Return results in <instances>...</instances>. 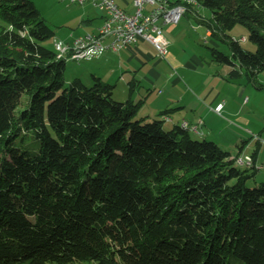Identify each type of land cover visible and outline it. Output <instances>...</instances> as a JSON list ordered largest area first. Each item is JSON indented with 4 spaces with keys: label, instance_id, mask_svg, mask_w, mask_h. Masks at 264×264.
<instances>
[{
    "label": "trees",
    "instance_id": "1",
    "mask_svg": "<svg viewBox=\"0 0 264 264\" xmlns=\"http://www.w3.org/2000/svg\"><path fill=\"white\" fill-rule=\"evenodd\" d=\"M196 1L230 46L211 47L214 60L254 79L264 0ZM237 24L255 51L227 36ZM55 36L34 0H0V264H264L257 169L166 125L172 109L138 118L144 99H116L96 74L67 83V58L45 44Z\"/></svg>",
    "mask_w": 264,
    "mask_h": 264
},
{
    "label": "rangeland",
    "instance_id": "2",
    "mask_svg": "<svg viewBox=\"0 0 264 264\" xmlns=\"http://www.w3.org/2000/svg\"><path fill=\"white\" fill-rule=\"evenodd\" d=\"M34 1L48 24L56 30V41L62 40L63 46H67V51L73 53L77 50L76 44L73 45L76 38L97 32L94 31V27L97 26L98 19H101L103 11L92 0L84 3L68 0ZM88 2L93 5L90 6ZM133 10L132 5L131 11ZM202 13L209 18L212 17V12L207 8H203ZM169 35L171 37L168 48L170 55L174 53L178 58L177 73L173 72V66L166 60H163L162 65L155 67L161 75L157 77L149 70L150 65L153 64L152 61H147L145 66H142L132 58L130 53L127 60L125 55H121L122 58L117 52L116 60L112 61L110 57H107V53L95 52V55L92 53L93 56L88 55V58L80 60L67 58L65 70L67 83L74 77L80 76L87 84H91L92 74L100 75L104 81L111 83V64L117 66L123 62L127 79H119L116 90L114 89V96L118 100L126 101L131 92L128 80L131 78L132 71H129V68L136 72L137 78L149 72L147 78L154 79V85L142 78L140 86L132 93L135 100L144 99L138 118L146 120L160 118L162 117L160 110L165 108L172 109L166 114L172 116L180 114L181 117H190L193 121H195V115L201 116L196 119L197 122H201L197 133L205 132L206 135L199 136L191 132L192 136L213 139L230 152H235L237 144L246 140L243 147L244 154L253 155L256 152L258 155L259 153L260 162L264 164V70L260 71L254 79L245 72L239 77H231L229 75L231 66L214 60L211 53V47H215L224 53L231 54L228 42L211 37L207 26L195 22L191 14L183 15ZM227 36L239 40L243 48L247 50L257 49L256 43L249 39L248 29L242 24H237L228 30ZM243 36L246 37L245 40L242 39ZM55 38L45 41V44L54 49ZM145 48L155 51L150 44H146ZM117 71L120 73L122 69L118 68ZM170 72L180 77L181 81L174 83L176 78L167 80L172 77ZM179 98L183 99L186 106L176 109ZM219 102H222L223 106L219 105L221 109L217 112L216 107ZM188 125L190 131H194L189 123ZM262 182H264V165L262 170H257L255 176L249 179L248 185L254 186ZM77 264L94 263L83 261Z\"/></svg>",
    "mask_w": 264,
    "mask_h": 264
},
{
    "label": "built area",
    "instance_id": "3",
    "mask_svg": "<svg viewBox=\"0 0 264 264\" xmlns=\"http://www.w3.org/2000/svg\"><path fill=\"white\" fill-rule=\"evenodd\" d=\"M68 1L84 3L88 0ZM92 1L104 12L103 24L97 32L76 38L73 45L76 44L77 50L73 53L67 51V46H63L62 40H57L55 45L59 57L80 60L95 52L102 53L109 48L117 50L144 40L155 47L160 57L165 58L168 53V41L164 26L178 23L191 4L182 0L175 3L173 0H133L134 11L128 12L115 0ZM220 109L221 106H218L217 112ZM194 126L199 128L198 125ZM232 158L236 162H253L256 168L255 160L251 155L241 153L232 155Z\"/></svg>",
    "mask_w": 264,
    "mask_h": 264
},
{
    "label": "crops",
    "instance_id": "4",
    "mask_svg": "<svg viewBox=\"0 0 264 264\" xmlns=\"http://www.w3.org/2000/svg\"><path fill=\"white\" fill-rule=\"evenodd\" d=\"M88 1H90V0H88ZM115 1L118 3V5L120 7H122L126 11H128V12H133L134 11V10L131 11V7L133 5V0H115ZM88 3H89L90 6L93 5L91 2H88ZM93 3H94V1H93ZM192 8H193L192 10L188 11L190 13H185V14H188V15L191 14L192 15V18L194 19L195 22H197L199 24H203L200 21L196 20L195 17H199V16H201L203 18H206V19H210L208 16H206V15H204L202 13V9L203 8L198 7L196 5L194 7H192ZM101 13H102L101 19H98L99 22L97 23V26L94 27V31H98L99 27L104 22V19H105L104 18V12H101ZM175 26H176V24H167V25L164 26L165 27V29H164L165 32L164 33H165V37H166V39L168 41V48H169V46L171 44V40H170L171 37H170L169 34L174 30ZM208 34L211 36L210 30H208ZM244 37L245 36H243V38ZM245 39H246V37H245ZM107 41H109V39H107ZM68 43H70V42H68ZM146 44H150L154 48L155 51H153L151 49H146L145 48ZM117 52H119V53H117ZM105 53H107V57H110L112 61H115L116 60V56H115L116 53L118 55H120V56L121 55H125L126 58H127V60L130 57L128 55V53H130L131 56H132V58L136 59V61L139 62L142 66H145V64L147 63V61H152L153 64L150 65L151 68L149 67L150 69L149 68L148 69L150 70V73L151 74H153V75H155L157 77L158 76H161V75L155 70V67H158L159 65H162L163 64V60H166V62H168L171 66H173V68H174L173 72H175V73L178 72V67H177L178 64L176 62L178 60V58L176 57V54H174V53L172 54L171 53V55H170V51L168 49V53H167L166 57L165 58L160 57L158 55V52L155 49V47L151 43H149L147 41H144V40H139L138 42H136V43H134V44H132V45H130L128 47H122V48H119L117 50H113V49H110L109 48V49H107L104 52L99 53V54H105ZM89 56H93V55H89ZM89 56H87L85 58H88ZM157 57H159V58H157ZM118 68H121L122 69V71L120 73H118V71H117ZM148 69L146 71H148ZM129 71H132L131 78L128 80V83L130 84V88H131V92H130L129 98H132L135 102H137L138 100H135V98L133 97V94L132 93L134 92V90L136 88H138L140 86L141 81H142L141 79L142 78L143 79H147L149 82H152L153 85H154V79L147 78V75L150 74L149 72H148L147 75L145 74L143 77L137 78L135 71L131 70V68H129ZM125 73H126V69L124 68L123 62L121 64L119 63L117 66L114 65V64H111V73H110L111 74L110 75L111 78L110 77H108V78L111 79V84H114L115 85V90H116V87H117V84H118L119 79H127L126 78L127 76H126ZM170 74H171V72H170ZM171 75H172V77L171 78H167V80H171L172 78H176V80L174 81V83H179L181 81V78L180 77H176L173 74H171ZM98 76H100V75H98ZM100 77H102V76H100ZM141 99H143V98H141ZM178 102L179 103L176 106L177 107L176 109L184 108L186 106V104H184V102H183V99H180L179 98L178 99ZM221 104L223 106V103L222 102H219L218 103V106L221 105ZM161 110H163V109H161ZM163 116H164V118L167 117L166 118L167 119L166 120V125H168L169 127L174 126V124H182V123H184V121L188 122L190 125H192L194 123L196 124V122H197L196 119L198 117H201V116L195 115V121H193L190 117H188V118L187 117H184V116L181 117L180 114L174 115V116H172L171 114H164ZM200 123L201 122L198 121L196 125H199V127H200ZM202 130H203V128H202ZM192 132L196 133L199 136L200 135H206V134H204L205 132H202V134L197 133V131H195V130L192 131ZM245 141L246 140H242L241 143H238L237 142L238 144H237L236 151L235 152H231L233 156L234 155L241 154V153L244 154V152H243L244 151V148L243 147L245 146ZM244 155H246V153ZM247 155H249V154H247ZM251 156L254 158L255 164L256 165H258V164L260 165L259 167L256 166V168H258L257 170H262V167H263L264 164L260 162L259 153H258V155H256V152H254L253 155H251Z\"/></svg>",
    "mask_w": 264,
    "mask_h": 264
},
{
    "label": "bare ground",
    "instance_id": "5",
    "mask_svg": "<svg viewBox=\"0 0 264 264\" xmlns=\"http://www.w3.org/2000/svg\"><path fill=\"white\" fill-rule=\"evenodd\" d=\"M182 2H191V4H194V5H196V6H200L199 2L196 1V0H182ZM55 47H56V45H55ZM183 126H184V127H188L189 125H188L187 122H184V123H183ZM190 128H192V129L195 130V131H199V130H197V128H196L195 126H190ZM234 162H235V164H236L237 166H241V167H245V168H251V167H254L253 162H236V161H234Z\"/></svg>",
    "mask_w": 264,
    "mask_h": 264
}]
</instances>
